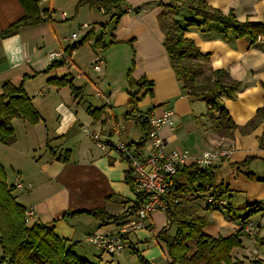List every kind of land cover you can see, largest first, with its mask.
<instances>
[{
	"label": "crops",
	"instance_id": "1",
	"mask_svg": "<svg viewBox=\"0 0 264 264\" xmlns=\"http://www.w3.org/2000/svg\"><path fill=\"white\" fill-rule=\"evenodd\" d=\"M160 1L171 0H123L125 14L116 29L104 37L106 43L112 38L116 43L103 51L94 48L95 37H92L71 52V67L61 65L48 69L53 63L48 59V52L80 41L91 29L97 35L95 25L81 27L86 21L82 19L80 24V11L89 6L78 7V0H38L40 11L46 12L44 17H49V21L21 27L13 35L0 36V91L7 81L16 85L22 82L42 118L35 125L21 118L12 120L15 141L10 145L0 143V162L5 168H13L15 183L19 178L23 185L16 197L26 210L33 211L29 222L39 220L53 224L56 235L65 239L75 253L97 264H115L117 259V264H122L119 260L123 258L136 261L138 258L131 249L137 250L147 264H154L148 258L158 257L160 251L169 261L165 243L158 233L165 230L173 235L174 232L162 211L149 216L146 224L150 230L139 229L127 236L128 248L119 255L105 254L87 239L93 234H117L124 222L135 214L114 221L101 220L86 212L102 209L119 216L136 202L139 192L126 181L129 166L116 150L115 143L122 140L132 152L148 155L149 144L138 118L147 115L150 109L157 115L167 110L173 112V127L164 126L161 130L167 152L195 156L214 148L229 150V156L216 165L214 181L227 187L228 192L222 198L235 217L243 216L238 212H244L248 204L264 201V149L259 148L264 122L247 128L256 110L264 106V36L256 40L236 38L232 31L224 32L215 22L188 25V21H201V18L186 7L171 9ZM204 1L223 13L232 10L241 22H264V0ZM147 2L150 4L138 13L131 11ZM62 12L66 13L65 17ZM161 14L185 27L184 35L208 54L211 68L226 70L241 83L235 94H222L219 100V105L227 109L237 125L231 137H221L213 131L204 116L205 101L188 97L176 79L163 45ZM24 15L19 0H0V32ZM72 33H77V38L68 40ZM93 61H99V70L93 68L96 64ZM62 77L75 89L48 81ZM142 79L152 85L138 91L137 84ZM129 80L134 82L131 87ZM129 90L136 93L135 97ZM96 92H100L101 97H96ZM134 99H137L136 111L129 114V103ZM101 107L103 111L99 112L97 109ZM91 111H95L93 115ZM16 121L20 130L16 129ZM85 128L98 133L106 147L101 149L86 134ZM247 158L252 161L242 170L250 171L254 179L237 171V166ZM75 211L86 212L65 216ZM207 212L210 220L204 228L206 234L227 236L241 227L239 219H231L221 210ZM247 222L255 229L241 240L249 241L256 248L254 236L262 237L258 225L261 223L252 217ZM85 244L94 246L98 255L95 256L94 250L87 252ZM255 250L252 258L264 255ZM103 255L109 260L105 261ZM261 258L264 264V257Z\"/></svg>",
	"mask_w": 264,
	"mask_h": 264
},
{
	"label": "trees",
	"instance_id": "2",
	"mask_svg": "<svg viewBox=\"0 0 264 264\" xmlns=\"http://www.w3.org/2000/svg\"><path fill=\"white\" fill-rule=\"evenodd\" d=\"M19 2L25 10V15L1 31L0 36L13 35L21 27L37 25L50 20L49 17H44L46 12L40 11L38 0H19ZM122 3L123 0H78V7L89 6L103 13L111 12V17L108 23L100 24L101 33L95 36L91 29L80 41L68 45L65 50L71 53L92 37H95L94 48L103 51L116 43L114 38L106 43L104 37L109 31L116 29L120 18L125 14ZM160 3L171 9L186 7L195 16L201 18V21H188V25L200 26L215 22L222 26L224 32L232 31L236 38L249 37L256 40L258 36H264V22H241L236 19L232 10L223 13L207 5L204 0H171L167 3L160 1ZM149 4L147 2L131 11L138 13ZM159 22L165 35L164 48L182 89L191 99L205 101L207 110L204 116L209 120L214 132L221 137H231L237 125L227 109L219 105V100L222 94H235L240 89L241 83L233 79L226 70L211 68L208 64V54L203 53L192 39L184 35L185 27L179 25L177 21L161 14ZM61 65L63 64L53 62L48 69ZM48 81L56 86L69 85L72 90L75 89L65 77ZM129 85L133 86L134 82L129 80ZM151 85L152 82L142 79V82L137 84V89L140 91L143 87ZM129 93L135 97V92L129 90ZM136 103L137 99L130 101L129 114L136 111ZM103 108L97 110L101 112ZM94 112L91 111V114L93 115ZM150 112L151 109L146 113L147 115L138 118L144 137L149 130L148 115ZM14 118H21L32 125L42 121L31 98L27 95L23 83L16 85L7 81L2 85L0 91V143L10 145L15 141L12 124ZM259 122H264V106L256 110L255 116L248 122L247 128H252ZM259 148L264 149V130L259 139ZM251 161V158H247L240 163V166H237V171L254 179V175L250 171L242 170L246 169ZM216 168L217 166L200 168L195 164H190L179 168L174 175L169 177L165 214L169 223L175 225L176 229L173 235L167 234L165 230L158 233L160 239L165 243L166 254L169 258L167 264H242L240 261L233 260L231 252L235 247L241 245V237L248 236L243 232V226L248 223L247 219L260 209L257 202H252L248 204L250 209L246 215L235 217L231 213L229 204L224 208L201 206V200L208 190H211L216 198H221L228 192L223 183L215 184L214 172ZM126 181L133 188L134 181L130 173L126 174ZM14 188V185L7 183L6 174L0 162V264H97L75 253L65 239L56 235L53 224H44L39 220L29 222L30 220H27L25 216L26 208L18 202L13 193ZM136 194V202L119 216L107 214L102 209L69 212L65 216L72 217L86 212L101 220L116 221L136 212L143 200L141 193ZM223 209H227L226 214L229 218L239 219L241 227L227 236L206 234L204 228L208 224V218L205 212ZM254 241L264 246V238L255 235ZM131 253L137 256L141 264H147L137 250L131 249ZM250 264H263V261L261 258H255Z\"/></svg>",
	"mask_w": 264,
	"mask_h": 264
},
{
	"label": "built area",
	"instance_id": "3",
	"mask_svg": "<svg viewBox=\"0 0 264 264\" xmlns=\"http://www.w3.org/2000/svg\"><path fill=\"white\" fill-rule=\"evenodd\" d=\"M65 17L66 13L62 12ZM82 28H87L88 24L83 23ZM77 38V33H72L68 40ZM48 59L51 62L62 63L67 67H71V53L65 49H54L48 52ZM95 70L100 69V64L93 66ZM96 97H101L100 92L95 93ZM108 108V105H106ZM173 112L164 111L162 114L150 112L148 115L149 130L145 135V140L149 144V153L146 156H140L136 152H132L126 142L117 140L115 143L116 150L127 161L130 175L133 178L136 191L143 195V200L137 208L133 218L124 222L119 232L114 235L93 234L87 237L88 241L95 245L102 252L109 255H119L128 248L127 236L139 229L150 230V226L146 224L149 216L157 211L165 212L167 208L168 196V179L174 175L179 168L195 164L200 168L216 166L223 158L229 156V150L214 148L203 152L201 155L191 156L184 152L171 151L165 149L166 142L161 136V130L164 126L173 127ZM87 135L93 139L96 144L104 149V142L98 133L91 132L87 128L84 129ZM119 136V134H117ZM17 188L23 185L19 178L15 183ZM210 206L224 208L228 205L225 198H216L211 190H208L201 200V206ZM33 215L32 210L25 213L26 219L30 220ZM255 228L247 223L243 226V232L251 234Z\"/></svg>",
	"mask_w": 264,
	"mask_h": 264
},
{
	"label": "rangeland",
	"instance_id": "4",
	"mask_svg": "<svg viewBox=\"0 0 264 264\" xmlns=\"http://www.w3.org/2000/svg\"><path fill=\"white\" fill-rule=\"evenodd\" d=\"M87 8H91L90 11H88ZM97 16H98V18H97ZM110 17H111V12L103 13V12H101L100 10H98V9H96L94 7H86V10L80 11V24H82L81 21H82V19H84V21H86V22H83V23L89 24L91 26L95 25L97 27V33L96 34H99V33L102 32V30H101L100 24H98L97 21L103 22V24H105V23H108ZM96 19H100V20L96 21ZM82 32H83L82 29H80V34H82ZM93 63L97 64V62H95V61H93ZM98 64H99V61H98ZM15 125H16V129L20 130V127L18 125V121H16ZM3 168H4V171H5V174H6L7 183L9 185H14L15 188L13 189V191H14L13 193H14V195L19 197L21 189H19V188H17L15 186V181H14L15 178H14V174H13V171H14L13 168H11L9 166L6 167V168L5 167H3ZM238 205H240V204H238ZM243 206H245V205H243ZM258 208L260 210L255 212V213H253L249 218L252 217L256 221H259L261 223V224H258V225H259V228H261V231H262V238H264V201L258 202ZM245 209L249 210L250 209L249 205L246 206ZM246 210H243L244 212H241V213L238 212V213L241 214V215H245L246 212L248 213V211H246ZM221 212L223 213V215H226V213H227V211L225 209L221 210ZM207 213L208 212H205V214H207ZM207 217H208V220H210L209 219L210 215L207 214ZM256 228H258V227H256ZM175 229H176V226L172 225V231L171 232L172 233L175 232ZM255 244L257 245L256 248L253 246V244H250L249 241L248 242L246 240L242 241L241 245L239 247H235L234 248L235 250L232 252L233 260L240 261L242 264H250V262L257 257V256H253L254 258H252V254L256 253L255 249L259 250L257 252H261L262 251L264 253V246L260 247V245H258L257 242H255ZM85 246L87 248V252H90V251L92 252L94 250V251H96V252H94L95 256L98 255V253H97L98 251L95 250L94 246H92V245L90 246L89 244H85ZM0 255H1V253H0ZM260 256L264 257L263 254H261ZM103 257H104L105 261L109 260V257L107 255H103ZM131 259L135 260L134 258H131ZM148 259H151L152 261H154V264H167L166 256L164 254L161 255V251H160V254H159L158 257H153V258H148ZM248 259H250V261ZM132 260H127L126 258H123L122 260H119V261H121L122 264H141V262L138 259H136V261H132ZM89 261L94 262L92 260H89ZM117 262H118V259L115 261V264H117ZM104 264H109V262H105Z\"/></svg>",
	"mask_w": 264,
	"mask_h": 264
}]
</instances>
